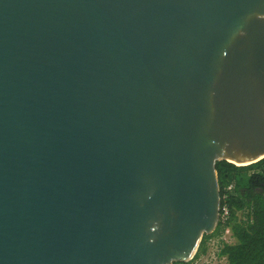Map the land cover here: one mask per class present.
I'll return each instance as SVG.
<instances>
[{
  "label": "water",
  "instance_id": "water-1",
  "mask_svg": "<svg viewBox=\"0 0 264 264\" xmlns=\"http://www.w3.org/2000/svg\"><path fill=\"white\" fill-rule=\"evenodd\" d=\"M263 158L264 0H0V264L188 262Z\"/></svg>",
  "mask_w": 264,
  "mask_h": 264
},
{
  "label": "trees",
  "instance_id": "trees-1",
  "mask_svg": "<svg viewBox=\"0 0 264 264\" xmlns=\"http://www.w3.org/2000/svg\"><path fill=\"white\" fill-rule=\"evenodd\" d=\"M217 170L221 193L231 184L234 187L226 198L233 241L220 242L217 254L226 256L227 264H264V193L259 189L263 188L264 159L247 166L219 161ZM221 233L219 224L213 233L204 235L192 260L174 264H196V258L207 252L209 240Z\"/></svg>",
  "mask_w": 264,
  "mask_h": 264
},
{
  "label": "built area",
  "instance_id": "built-area-1",
  "mask_svg": "<svg viewBox=\"0 0 264 264\" xmlns=\"http://www.w3.org/2000/svg\"><path fill=\"white\" fill-rule=\"evenodd\" d=\"M233 184L227 186L225 188V192L221 193V206H220V212H219V224L220 228L222 230V233L217 235L216 237L209 240V259L207 256H204L203 254L200 255L198 258H196L195 263L196 264H227V258L226 256H222L217 254L219 243L221 242H231L233 241V236L231 233L230 228L227 226V222L230 217V208L228 203L226 202V198L228 197V192L233 191ZM196 255V254H195ZM195 257V256H194ZM193 257V258H194ZM192 258V259H193ZM191 259V260H192Z\"/></svg>",
  "mask_w": 264,
  "mask_h": 264
},
{
  "label": "rangeland",
  "instance_id": "rangeland-1",
  "mask_svg": "<svg viewBox=\"0 0 264 264\" xmlns=\"http://www.w3.org/2000/svg\"><path fill=\"white\" fill-rule=\"evenodd\" d=\"M204 256H209V248L207 249V252L205 253V254H203ZM210 257V256H209ZM209 257H208V259H209Z\"/></svg>",
  "mask_w": 264,
  "mask_h": 264
},
{
  "label": "flooded vegetation",
  "instance_id": "flooded-vegetation-1",
  "mask_svg": "<svg viewBox=\"0 0 264 264\" xmlns=\"http://www.w3.org/2000/svg\"><path fill=\"white\" fill-rule=\"evenodd\" d=\"M261 186H263V188H264V182L263 181H262V185ZM263 188L261 187L259 189L264 193V189Z\"/></svg>",
  "mask_w": 264,
  "mask_h": 264
},
{
  "label": "clouds",
  "instance_id": "clouds-1",
  "mask_svg": "<svg viewBox=\"0 0 264 264\" xmlns=\"http://www.w3.org/2000/svg\"><path fill=\"white\" fill-rule=\"evenodd\" d=\"M263 159H264V158H263ZM217 227H219V220H218V225H217ZM217 227H216V228H217ZM215 230H216V229H215ZM212 233H213V232H212ZM203 237H204V236H203ZM202 239H203V238H202ZM201 242H202V241H201ZM199 247H200V246H199ZM197 252H198V251H197Z\"/></svg>",
  "mask_w": 264,
  "mask_h": 264
}]
</instances>
